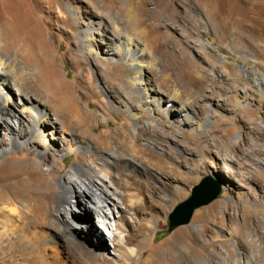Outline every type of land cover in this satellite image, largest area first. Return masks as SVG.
<instances>
[{
	"label": "rangeland",
	"instance_id": "rangeland-1",
	"mask_svg": "<svg viewBox=\"0 0 264 264\" xmlns=\"http://www.w3.org/2000/svg\"><path fill=\"white\" fill-rule=\"evenodd\" d=\"M212 1L219 17L214 14L211 26L203 12L208 9H199L197 0H0V22L35 55L31 70L22 75L15 68L14 77L23 81L29 97L38 100L37 86L47 92L42 93L43 101H48V114L55 122L43 123L39 136L31 135L22 147L12 144L11 131L0 123V152L8 149L0 154V197L9 198L8 210L21 215L33 201L43 202L48 224L39 227L29 219L26 225L33 232L55 236L65 261L91 264L95 259L96 264H111L114 260V264L116 260L113 236L120 235L116 222L125 205L113 194L116 186L108 170L115 180L131 184L125 192L143 199V209L127 223V233L138 246L129 264H155L170 251L184 255L180 264H239L240 256L246 255L256 259L254 264H264V93L238 66L258 60L236 36L240 25H249V17H257L255 28L262 32H256L264 44V0H259L261 12L248 0ZM226 17L228 21L223 20ZM99 20L109 31L119 26L121 36L139 42L145 50L148 69L137 84L131 85L133 62L119 58L116 42L106 31L94 29L83 43L86 27L93 22L96 28ZM203 24L212 35L206 34ZM220 25L227 34L219 44L211 43ZM218 46L239 58L233 68L234 90L220 67ZM12 52L0 50L11 65L15 63ZM259 55L263 57L264 51ZM50 81L56 86L48 92ZM174 96L176 101L171 100ZM228 96L232 97L229 103ZM155 98L162 102L155 106ZM62 101L77 107L78 116L68 118ZM20 102L18 96L13 99L15 105ZM173 104L175 110H164ZM15 110L27 120L20 105ZM65 119L69 128L61 123ZM17 124L9 120L12 129ZM200 124L202 129L197 130ZM44 144L49 151L42 154ZM80 165L97 172L95 187L76 175ZM205 178L222 186L221 195L197 209L189 224L169 229V214ZM63 179L81 191L90 185L87 196L93 201L101 195L109 216L93 215V221L103 240L104 256L90 225L64 229ZM151 203L166 206L156 210ZM66 207L74 216H90L81 203L69 202ZM144 209L156 216L155 224L150 231L139 232L134 220L150 218ZM4 227L3 231L11 232ZM181 229L199 256L196 252L189 256L182 243L169 245ZM41 244L51 242L45 238ZM0 264L7 263L0 259Z\"/></svg>",
	"mask_w": 264,
	"mask_h": 264
},
{
	"label": "bare ground",
	"instance_id": "bare-ground-1",
	"mask_svg": "<svg viewBox=\"0 0 264 264\" xmlns=\"http://www.w3.org/2000/svg\"><path fill=\"white\" fill-rule=\"evenodd\" d=\"M197 2L199 4L198 8L201 9L202 11L205 9H208L206 10V12L205 11L203 12L206 14L207 19L210 25L212 26V23H214L213 19H215L214 14L219 12V11H216L215 13L213 12V9H212L213 1L212 0H197ZM248 2L254 9L259 10V11L263 10V5H262L263 3L261 1L248 0ZM210 7H211V10L209 9ZM130 10L131 9H128V11ZM216 16L219 17L218 15L215 14V17ZM223 20L228 21L229 17L223 18ZM257 20H260V19H257V17L255 19L249 17L248 19V22L250 23L249 25H246V24L240 25L239 23L238 26L240 25L239 26L240 30L238 29L236 36L238 39L237 41H240L241 43L243 42L244 44L248 45L249 48L252 49L254 53H256V56H257L256 58L258 62L247 60L243 62L242 64H239L238 66H240L243 69V71L247 73L251 82L255 86L258 87V90L264 93V56L261 57L259 55L261 51H264V44H262L261 42L262 38L261 36H259L260 34L257 33L260 31V29L259 31H257L256 30L257 26L255 28V24L257 23ZM94 27L95 25H93V22L90 23V26L88 25V27H86V30H85L86 34L82 36V38L85 39L83 43L85 41H88V38L94 29L106 31V33H108V38L110 40H113V42L114 41L116 42L115 43L117 45L116 50H117V53H118L117 55L119 56V58L124 59V60L128 59L133 62L131 85H135V83L137 84V81L141 79V76L148 69V63L145 59V50L141 48L140 43L133 41L129 37L121 36V34H119V30H120L119 26H116L114 30L109 31L107 30V28H105L104 23L101 20H99V22L96 24V28ZM203 28L205 29L206 34L208 35L211 34V30H208V29L206 30L207 27H205V24H203ZM9 31L10 30L8 29L7 31L5 26L0 22V50H1V53L7 52L8 49L12 50L13 51L12 61L15 62L13 65H11L10 58H6L3 55H0V94L2 98V101L0 102V123L4 124L5 127L11 131L12 136H13L12 144L14 146L22 147L23 143L29 144V140L27 141V138L30 139L31 135H34L37 137L39 136V130L41 126L43 125V123L45 124L46 122L47 124L54 125L55 122L53 121V118L48 114V101H43L42 93L44 92L45 94H47V92L44 90L41 91L42 88L37 86L34 89L35 92L34 91L33 92L35 93L34 94L35 97H37V99L39 100L38 101L33 97H29L26 94L25 87L21 83L23 81H20L17 78H15L16 77V75H14L16 73L15 68H18V70L20 71L22 75L27 74V71L31 70L29 66H31V63H32L31 61L34 59L35 55L33 56V54L30 52L28 48H25L22 44L17 43V41H15V36L8 33ZM226 34H227V29L225 28L224 25H222L219 33L215 31L214 36L212 37V39H210V42L212 43V41H214L215 43L219 44L220 40L224 39ZM90 52H91V49H90ZM43 53L45 54L44 50H43ZM217 53H218L219 58L223 60V62L220 63V67L224 68L225 69L224 71L227 77L231 78L230 80H232V84L230 85V87L232 90H234L235 81L233 79V74L235 73L233 71V68L237 66V62L239 58L234 55L230 56L229 54L224 53V51L222 52V48L220 46L217 47ZM198 80L199 82H203L201 78L199 77H198ZM49 85L50 86H48V90H47L48 92L49 90H51V88L56 86L51 81ZM144 91L146 94L149 93L146 88ZM175 92L178 93V90H176ZM16 96H18L19 100L21 101L19 105L22 108V113L27 115V120H24L21 117V115H19V113H17L15 110V106H19L13 103V99ZM231 98H232L231 96H228L226 98V101L229 103ZM171 100L176 101L177 98L174 96V97H171ZM234 101L236 100L234 99ZM259 101H263L261 97H259ZM161 102H162L161 98H155L153 100L154 105L155 104L159 105ZM59 103L61 104V107L64 108L65 111H67L64 114H67L69 116L68 118L78 114V108L74 107L73 104L69 105L67 102L65 103L64 101L59 102ZM164 110L166 111L175 110L174 104L173 106L171 107L169 106ZM185 117H189L188 112L186 113ZM10 119L17 120L18 122L17 129L14 130L10 127L9 125ZM61 123L64 125L65 128L70 127V121L67 119H65ZM201 129H202V124L197 126V130H201ZM85 148L91 149V146L87 145ZM68 149L70 150V152H72L71 145H69ZM6 151H8V149L2 150L0 154ZM48 151H49V147L44 144L42 146V150H40V153L44 154V153H47ZM112 163L113 162H111V165ZM101 170L102 169H100V171ZM74 172L79 177H85V179H87L90 185H92L93 187L97 185V180L95 179L97 172L92 170L90 167H85L84 165H80L75 169ZM105 172L107 176L111 179V181L114 183V185L116 186V190L113 191V194L121 200L122 204L125 205L124 213L122 212V214L120 215V219H118V221L116 222V231H119L120 235L113 236V239H114L113 247L115 248V251H116L114 255V258H116L114 264H129L130 260L138 252V246L135 243L136 240L133 239V237L128 235L127 233L128 232L127 223L129 220H132V218L134 219L133 216L135 213L143 209V199L141 197L133 198L131 195H129V193L125 192V190L129 188L128 185H131L127 183L128 181L125 182L124 179L122 178H120L119 180H115L112 177V174L108 170H105ZM129 179L130 180L133 179L134 181V178L132 177H129ZM62 181H63L62 182L63 192L61 195V204H62L61 213L63 214V219H64L63 221L65 222L64 229L70 231V229L75 227V225H81V223H84V225H87V226L90 225L89 229L92 228V229H95L96 231L94 235L96 236V239L98 242L97 247L100 249V252L104 256V249H103V244H102L103 240H101L99 229H97V225L93 221V215L94 216L97 215L99 218H102V219H107V217L109 216L107 212L103 209L105 207V205L103 204V201L100 200L99 202H96L95 200L93 201L91 198L87 196V191L90 185L86 186V188L81 191V190H77L73 188L67 180L63 179ZM47 195H49V193ZM95 197H97V195ZM47 198L49 197H45V200ZM0 199H1L0 228L1 226H3V228H5L4 226H7L10 229L9 231H11L8 233L6 231H3V229L1 228L2 232H0V259L2 263H7V264H72V263H69V261H65L66 259H64V257L62 256V249H60V246L57 244V239L55 236L51 235L50 233H48L47 235H44L43 233H40V232H33V230L31 231L29 227H27L26 225L27 224L26 220H29V219H32L33 222L39 227L48 224L47 209L45 205L43 204V202L37 203L36 201H33L28 211L22 213V215L19 212L13 209H10L11 212L13 213H11L9 216L8 211L10 210H8L9 208L8 205L11 203V200L7 197L3 198V196H1ZM69 202H76V204L81 203L82 206L86 207L87 210L90 212V216L88 217H83V216H78V215L74 216L73 212L69 211V209L66 207V205L69 204ZM150 206L156 210H164L166 205L165 204L156 205L155 203H151ZM149 209H144V212L150 215V218H141L139 220L137 219L134 220V225H136L135 229L139 232L150 231L155 224L154 218L156 216L154 217ZM184 231L185 229L179 230L176 236L172 238V240L169 242V245L171 247H174L176 246V244L182 243L183 245H185L186 251L188 252L189 256L190 255L193 256V254H195L194 252H196L195 255L199 256L200 253L198 254V251L193 248V245H192L193 243L191 241L190 242L187 241L188 238L187 240H185L184 236L186 234ZM45 238L50 240L51 242L50 246L41 244V240ZM49 251L51 252V254L47 256V253ZM70 252L73 254L75 253L76 255L78 254L76 253L77 251L75 252V250L73 249L70 250ZM83 253L84 255L86 254L85 252ZM181 257H184V255L183 256L181 255L179 257V256H175L174 252H171V251L165 252L162 255V258L160 257L161 258L160 262L155 263V264H180L182 262L180 261ZM255 260L256 259H254L253 256H249V255L240 256L239 264H254ZM93 261L94 262H92L91 264L97 263L95 259ZM113 261L111 262L113 263ZM105 263H108V261ZM81 264H86V263L82 262Z\"/></svg>",
	"mask_w": 264,
	"mask_h": 264
},
{
	"label": "water",
	"instance_id": "water-1",
	"mask_svg": "<svg viewBox=\"0 0 264 264\" xmlns=\"http://www.w3.org/2000/svg\"><path fill=\"white\" fill-rule=\"evenodd\" d=\"M222 193V186L210 178L203 179L193 187L190 196L175 206L169 214V229H174L182 225H187L195 211L216 200Z\"/></svg>",
	"mask_w": 264,
	"mask_h": 264
}]
</instances>
